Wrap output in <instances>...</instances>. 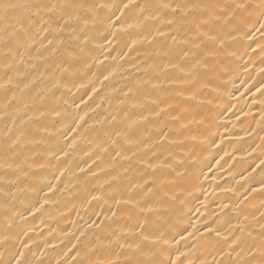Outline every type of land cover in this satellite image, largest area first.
I'll return each instance as SVG.
<instances>
[{"label": "bare ground", "instance_id": "bare-ground-1", "mask_svg": "<svg viewBox=\"0 0 264 264\" xmlns=\"http://www.w3.org/2000/svg\"><path fill=\"white\" fill-rule=\"evenodd\" d=\"M4 2L90 7L71 20L35 7L0 19V264H243L259 254V0Z\"/></svg>", "mask_w": 264, "mask_h": 264}, {"label": "snow or ice", "instance_id": "snow-or-ice-1", "mask_svg": "<svg viewBox=\"0 0 264 264\" xmlns=\"http://www.w3.org/2000/svg\"><path fill=\"white\" fill-rule=\"evenodd\" d=\"M104 6L105 5H97L96 7H104ZM31 7L36 8V12L33 13V15H39L40 11L47 10L50 12H58L61 16V19H63L66 16L67 20H71L73 18V16H72L73 12H75L78 9H84L85 7H90V6H87L83 3H70V2L59 3V4L53 3L51 5L44 4V3H36L33 5H30L27 3H11V2H4V0H0V19L7 21L9 19L10 14L15 13L18 9H29ZM125 7H128V5H125ZM161 7L165 8V9H171L173 12H176V11H183V8H187L189 6L187 4H185L183 6L176 5V7L173 8L171 4H164V5H161ZM191 7H193V8L203 7L205 9H208L210 6L193 4ZM235 8L247 11L248 8H253V5L236 4ZM255 9L259 10V18L264 19V0H259L258 5H256L254 8V11H255ZM230 15L233 18H236V16H237L235 10H233L230 13ZM252 15H253V13L249 12L248 16L239 17L238 23L240 25L246 24L248 22V19ZM76 19H79L78 15L76 16ZM67 20H65V23H67ZM28 21H29V27H31L35 23V21H33L31 19V17L28 18ZM44 23H47V22H44ZM44 23H41V26L39 29H37V31H43V32L48 31V28L44 26ZM207 23H208L207 20L201 21V24H207ZM260 29L264 30V23H260ZM6 30H7V25L5 27V31ZM209 39H216V37H209ZM48 43L51 44L52 41L49 40ZM261 51H264V48H261ZM173 67L179 68V70L181 72L183 71V68L180 67L179 65H173ZM145 239H147V237H145ZM231 244L233 247H238L240 245V238L237 237V238L233 239L231 241ZM177 259H179V257ZM17 264H20V262L17 261ZM180 264H183V262L181 261ZM189 264H192V262L189 261ZM243 264H264V242H262V244L260 246L259 254L258 255H255V254L252 255L246 261H244Z\"/></svg>", "mask_w": 264, "mask_h": 264}]
</instances>
